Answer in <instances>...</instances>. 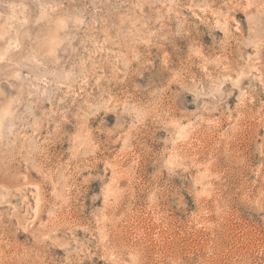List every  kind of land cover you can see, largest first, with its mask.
Here are the masks:
<instances>
[{
  "label": "rangeland",
  "instance_id": "obj_1",
  "mask_svg": "<svg viewBox=\"0 0 264 264\" xmlns=\"http://www.w3.org/2000/svg\"><path fill=\"white\" fill-rule=\"evenodd\" d=\"M0 264H264V0H0Z\"/></svg>",
  "mask_w": 264,
  "mask_h": 264
}]
</instances>
